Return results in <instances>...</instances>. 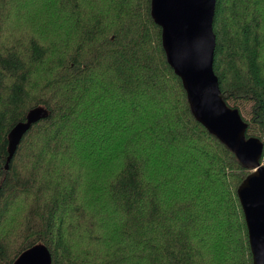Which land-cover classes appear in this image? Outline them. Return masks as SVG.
<instances>
[{
  "label": "trees",
  "instance_id": "obj_1",
  "mask_svg": "<svg viewBox=\"0 0 264 264\" xmlns=\"http://www.w3.org/2000/svg\"><path fill=\"white\" fill-rule=\"evenodd\" d=\"M262 1L215 0L212 29L222 97L264 165ZM9 14L31 35L6 42ZM35 107L48 115L5 169ZM253 169L192 114L152 0H0V264L39 243L51 264H253L237 196Z\"/></svg>",
  "mask_w": 264,
  "mask_h": 264
},
{
  "label": "water",
  "instance_id": "obj_2",
  "mask_svg": "<svg viewBox=\"0 0 264 264\" xmlns=\"http://www.w3.org/2000/svg\"><path fill=\"white\" fill-rule=\"evenodd\" d=\"M215 0H152V16L161 27L169 65L180 77L191 112L209 133L229 147L245 166L254 167L237 189L247 227L253 264H264V165L259 163L263 143L245 138L246 123L239 111L228 107L213 71L215 35L212 29ZM48 112L31 109L25 121L16 123L7 135L8 169L22 136ZM261 188V189H260ZM44 244L24 250L12 264H51Z\"/></svg>",
  "mask_w": 264,
  "mask_h": 264
},
{
  "label": "rangeland",
  "instance_id": "obj_3",
  "mask_svg": "<svg viewBox=\"0 0 264 264\" xmlns=\"http://www.w3.org/2000/svg\"><path fill=\"white\" fill-rule=\"evenodd\" d=\"M262 2H263L262 0H247L249 7L250 8L253 7L252 10L257 11V12H260V6H261ZM20 7H22V5H20ZM18 21L19 20L16 16L11 17L10 14L4 20L3 32H4V34L7 33L5 35V38L7 39L6 42L11 43L17 38L22 39V37H25V35H27L29 33L31 35V29L24 23L19 24ZM258 32L260 35V41L262 42L261 58L264 59V13H263V15L261 14V25L258 29ZM28 36H26V37H28ZM85 133L87 134L88 137H93L96 133L95 124L92 128L89 127L87 130H85ZM74 145L77 146L76 143H74ZM7 233L8 232L3 227V231H2L1 235L6 236ZM70 243L73 244V249L77 253H83V251H86L87 249H89V250H94V251L100 252V257H103V252H105V255H106V249L101 250L99 247L86 242V240H84V239H78V238L74 237L70 240Z\"/></svg>",
  "mask_w": 264,
  "mask_h": 264
},
{
  "label": "bare ground",
  "instance_id": "obj_4",
  "mask_svg": "<svg viewBox=\"0 0 264 264\" xmlns=\"http://www.w3.org/2000/svg\"><path fill=\"white\" fill-rule=\"evenodd\" d=\"M240 114V113H239ZM261 189V188H260ZM262 191H263V193H264V189H261Z\"/></svg>",
  "mask_w": 264,
  "mask_h": 264
}]
</instances>
